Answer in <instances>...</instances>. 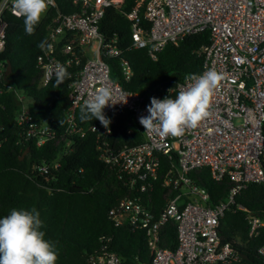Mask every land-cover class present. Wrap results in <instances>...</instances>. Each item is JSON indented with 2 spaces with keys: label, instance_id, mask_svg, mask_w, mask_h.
<instances>
[{
  "label": "built area",
  "instance_id": "built-area-1",
  "mask_svg": "<svg viewBox=\"0 0 264 264\" xmlns=\"http://www.w3.org/2000/svg\"><path fill=\"white\" fill-rule=\"evenodd\" d=\"M73 2L79 3L78 10L58 11L47 25L45 47L38 55L43 69L40 85L57 78L61 68L70 76L75 74L69 83L66 131L80 136L95 132L101 159L135 190V194L117 201L109 211L110 217L116 224L145 231L151 258L144 264H249L231 243L222 242L219 226L247 184H264V0H138L125 13L132 47L146 48L153 59L168 43L204 30L210 33L209 43L201 47L203 69L195 75L214 69L223 79L213 97L212 115L181 138L146 133L139 119L149 115L150 102L112 77L108 60L112 57L119 58L124 79L133 75L131 63L122 57L117 37H106L100 31L107 7L123 0ZM6 12L14 14L12 0H0V51L6 42ZM189 75L163 99L170 95L175 98L182 88L193 83L187 79ZM102 85L111 87L117 98L128 97L127 103L106 106L104 114L116 120L129 113L127 124L134 123L143 132L140 143H113L110 126L77 123V109ZM18 98L21 103L16 121L23 130L20 137L33 140L38 146L54 138L57 129L35 120L24 102V94L19 93ZM163 157L170 167L162 185L173 186L177 192L156 213L143 195L154 189ZM57 164L54 162L53 166ZM204 167L213 179L228 178L233 182L225 200L212 204L209 192L191 178V171ZM38 168L46 171L49 164L45 160ZM237 208L247 211L249 236H259L264 230V215L241 204ZM169 220L177 224L175 248L161 244V228ZM258 251L264 257V243ZM88 261L124 264L116 251L92 253Z\"/></svg>",
  "mask_w": 264,
  "mask_h": 264
},
{
  "label": "trees",
  "instance_id": "trees-1",
  "mask_svg": "<svg viewBox=\"0 0 264 264\" xmlns=\"http://www.w3.org/2000/svg\"><path fill=\"white\" fill-rule=\"evenodd\" d=\"M137 1L123 0L107 7L100 31L106 37H117L122 57L133 68V75L126 80L120 73L119 58H109L112 77L124 88L139 92L149 103L153 97L163 100V95H169L186 75L202 71L201 47L209 43L210 33L204 30L187 35L177 43H168L153 59L146 48L131 45V29L125 13ZM78 9L79 3L73 0H55V6L49 7L33 35L25 32L22 17L10 12L4 15L6 42L0 51V218L9 215L12 209L35 208L43 221L41 230L46 234L45 239L53 242L58 250L57 264H89L90 254L103 251L118 252L124 264H144L151 258L145 231L129 224H116L109 214L120 198L135 194V190L101 159L95 132L80 136L66 131L69 83L75 74L59 85L57 78L40 85L43 69L38 55L42 48L38 45L45 42L47 25L58 11L69 13ZM8 61L12 69L6 74ZM17 93L26 96L24 102L35 120L50 123L57 129L54 138L38 146L33 140L20 137L23 130L16 121L21 103ZM80 108L76 111L77 123H100L95 119L82 121ZM127 115L124 113L116 120L105 115L111 121L113 143L133 145L143 140L141 128L134 123L127 124ZM45 160L49 168L42 171L38 166ZM54 162H58L56 167ZM169 167L170 162L163 157L154 189L143 195L156 213L177 192L173 186L162 185ZM190 176L209 192L212 204L225 200L233 185L228 178L213 179L207 167L191 171ZM236 202L264 215V184H247ZM237 204L221 218L220 238L246 255L249 264H264V257L258 251L264 243V230L257 237H250L247 211L237 208ZM161 239L163 246L177 247L175 221L169 220L162 226Z\"/></svg>",
  "mask_w": 264,
  "mask_h": 264
},
{
  "label": "clouds",
  "instance_id": "clouds-1",
  "mask_svg": "<svg viewBox=\"0 0 264 264\" xmlns=\"http://www.w3.org/2000/svg\"><path fill=\"white\" fill-rule=\"evenodd\" d=\"M14 14L24 19L25 32L33 35L42 17L46 15L54 0H12ZM46 42L38 45L45 47ZM50 47V45L48 46ZM70 78V73L61 68L57 75V85ZM193 81L182 88L172 98L163 100L151 98L147 107L148 116L140 117L139 122L148 134L161 138H181L187 130H194L212 115L213 97L223 79L217 71L207 70L200 75L190 74ZM171 92V90H170ZM127 98H117L111 87L102 85L84 100L80 108L82 121L98 120L105 128L111 121L104 114L108 105L127 103ZM43 221L33 208L12 209L6 217L0 218V264H57L56 245L45 239Z\"/></svg>",
  "mask_w": 264,
  "mask_h": 264
},
{
  "label": "water",
  "instance_id": "water-1",
  "mask_svg": "<svg viewBox=\"0 0 264 264\" xmlns=\"http://www.w3.org/2000/svg\"><path fill=\"white\" fill-rule=\"evenodd\" d=\"M11 69H12V65H11V63H10V61H8V70L6 71V74H9L10 72H11ZM29 150V148H27L25 151H24V153H23V155H25L26 153H27V151ZM23 157V156H22ZM21 157V158H22ZM245 258H247L246 257V255H243Z\"/></svg>",
  "mask_w": 264,
  "mask_h": 264
},
{
  "label": "bare ground",
  "instance_id": "bare-ground-1",
  "mask_svg": "<svg viewBox=\"0 0 264 264\" xmlns=\"http://www.w3.org/2000/svg\"><path fill=\"white\" fill-rule=\"evenodd\" d=\"M195 74V73H194ZM18 94V93H17ZM22 94V93H21Z\"/></svg>",
  "mask_w": 264,
  "mask_h": 264
}]
</instances>
